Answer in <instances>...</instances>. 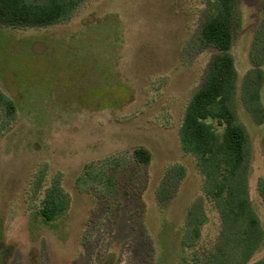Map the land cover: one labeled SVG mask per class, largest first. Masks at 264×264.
<instances>
[{
  "label": "rangeland",
  "instance_id": "374dc122",
  "mask_svg": "<svg viewBox=\"0 0 264 264\" xmlns=\"http://www.w3.org/2000/svg\"><path fill=\"white\" fill-rule=\"evenodd\" d=\"M219 3L87 0L51 27H0V92L16 105L12 118L0 106V264H193L195 251L214 248L221 217L180 130L216 54L200 30ZM237 11L235 105L264 228V0H239ZM258 76L250 100L245 83ZM211 124L221 137L223 127ZM139 147L152 154L144 169L134 163ZM54 177L70 208L49 223L39 210ZM199 199L208 221L196 249L183 250L186 216ZM259 262L264 243L250 264Z\"/></svg>",
  "mask_w": 264,
  "mask_h": 264
},
{
  "label": "trees",
  "instance_id": "16d2710c",
  "mask_svg": "<svg viewBox=\"0 0 264 264\" xmlns=\"http://www.w3.org/2000/svg\"><path fill=\"white\" fill-rule=\"evenodd\" d=\"M87 0H0V27L18 29L46 28L69 21ZM239 0H220L219 13L208 16L200 30V42L216 50L201 86L192 96L180 130V141L186 153L194 155L204 177L203 192L211 198L219 211L222 225L212 250L192 254L193 264H250L264 243V228L253 208L249 192L250 152L248 134L239 122L235 105L236 69L230 55L238 26ZM261 77L245 83L250 100L256 97ZM0 106L12 118L16 105L0 92ZM223 127L221 137L213 130V122ZM137 168L144 169L152 161V154L144 147L133 153ZM182 171L177 172L179 180ZM177 181L175 184H177ZM114 186V177L108 178ZM169 182L159 193L161 207L168 204ZM172 185V183H171ZM264 200V178L258 182ZM70 208V197L54 177L46 189L40 215L49 223L64 218ZM208 221L202 199L189 209L180 241L183 250H195L202 227ZM257 264H264L259 262Z\"/></svg>",
  "mask_w": 264,
  "mask_h": 264
}]
</instances>
